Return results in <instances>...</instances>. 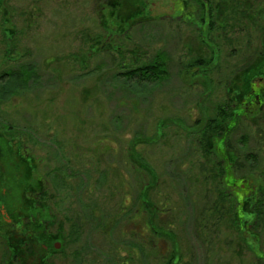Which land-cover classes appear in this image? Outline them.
<instances>
[{
	"label": "rangeland",
	"instance_id": "374dc122",
	"mask_svg": "<svg viewBox=\"0 0 264 264\" xmlns=\"http://www.w3.org/2000/svg\"><path fill=\"white\" fill-rule=\"evenodd\" d=\"M190 1L154 18L131 0H0V74L34 65L40 77L0 100V153L9 141L37 163L60 244L49 264H170L176 248L150 231L141 190L152 177L136 161L156 173L148 198L154 223L175 235L177 264H264V196L252 228L257 252L232 223L242 210L221 198L220 158L213 144L205 153L198 133L231 105L242 115L229 133L235 177L264 186V97L244 106L255 80L247 71L264 51V0H205L210 31ZM163 52L168 78L159 86L136 92L117 77ZM197 59L208 62L204 71L189 67ZM8 254L0 235V264H11Z\"/></svg>",
	"mask_w": 264,
	"mask_h": 264
},
{
	"label": "trees",
	"instance_id": "16d2710c",
	"mask_svg": "<svg viewBox=\"0 0 264 264\" xmlns=\"http://www.w3.org/2000/svg\"><path fill=\"white\" fill-rule=\"evenodd\" d=\"M132 3L135 2V6L138 9H142L145 7L148 11V15L153 16L154 18H157L159 14L161 16L168 14L169 12H176L177 8H180L183 10L188 9L189 6H191L190 0H131ZM201 8V18L200 22L205 23L207 30L210 31L213 27V15H212V5L209 3V1L205 2V0H197ZM155 2V5L158 7L161 6L162 12L157 9H152L151 5ZM144 8V9H145ZM143 9V10H144ZM169 9V10H168ZM161 12V13H160ZM187 14V13H186ZM192 18L190 19L192 22L196 23V19L193 17L192 13H189ZM138 16V15H137ZM137 18V17H135ZM159 18V17H158ZM153 20V18H151ZM261 57L260 62L258 63L257 69H249L247 73L251 76L247 81L249 83L254 80L253 84L250 83V90L249 93L245 96V105L244 106H250V105H256V103H253L256 101L255 95H261L264 97V51H262L259 54ZM168 55L166 52L158 53L151 62L146 63L141 66H136L133 68H129L125 70L124 72L118 73L117 77L121 79L123 85H125L127 88H130L132 91H136L139 89L147 90L149 87H156L162 84L168 77V65H167ZM207 61L204 59H197L189 64V67H195L197 66L200 71H204V64L207 65ZM197 74V73H196ZM248 75V76H249ZM40 80V77L37 73V69L34 65H26L25 67H22L17 70H7L0 74V100H3L5 98H9L13 95H16L20 92V90L28 89L31 82L38 83ZM251 80V81H250ZM255 85L258 86V91L255 93ZM239 86V85H238ZM254 87V88H253ZM137 92V91H136ZM241 100V99H240ZM239 100V101H240ZM264 100V98H263ZM257 102V101H256ZM227 107V108H226ZM231 105H220L217 107V115L213 118L205 117L203 126L200 128V131L198 132L200 135V140L202 141V146L204 148V151L206 154L211 155L212 151L209 149L210 144H213V150L214 153H216L220 160L216 163V168L218 170V173L216 174L217 178L219 179V184L223 186V189H221V198L225 199L228 196L232 197V200L235 202V205L237 208L241 209L240 211V218L237 217L235 220L232 219V223L236 226L240 231V235L248 234L247 237L250 238V242H252L249 246V248L253 251H259V245L256 244V237L257 233L252 231V228L255 230L256 225L259 221V216L261 213V209L259 207V203L261 198L264 196V186L260 185V183L255 182L251 178V175L249 177L244 178H236L235 177V171L237 170V167L240 165L239 162V156L235 154V152L231 149L230 143H229V133L232 128H234V122L238 120L240 114L234 113L233 116V108H231ZM232 109V110H231ZM231 110V113L229 112ZM228 112L231 114L229 115ZM246 112V109L243 111ZM233 121V122H232ZM231 122V123H230ZM230 123V124H229ZM233 123V125H231ZM165 123H160V128ZM230 127V128H229ZM162 130V128L160 129ZM218 133H222V136L218 135ZM219 136V137H218ZM16 138V137H14ZM14 140V139H13ZM137 141H140L139 138L136 139ZM150 140V139H149ZM147 140V141H149ZM142 142V141H140ZM4 144V150L2 153H0V159L7 158L8 156H11L10 154L12 152H22L20 145L16 147V149L13 148V145L9 141L3 142ZM138 143V142H137ZM23 150V149H22ZM8 153H10L8 155ZM136 155V154H134ZM135 157V156H134ZM249 161H255L256 158L253 154H249L248 156ZM25 164L24 166V173L22 172V175H24V179L22 180V187L20 190L21 192V198L20 201L22 204H24L25 213L28 212V215L37 216L36 213H33L34 204L32 202V195L27 197L28 190L30 187V194H32V191L34 190V186L36 185L33 179L39 180V190L41 192V207H40V230H39V238L32 240L29 235H19L18 239L15 241H11L9 243V246L14 248V256L10 260L11 264H49L47 261L48 258L55 253V248L53 247V244L51 245L49 242L54 243L57 239V235L55 238H49L50 235H47V229L46 226L50 224L51 222V216L50 213V207L47 204V192L44 190L43 187V181L38 176V173L35 172L34 168H28V164L33 162V157L30 159L24 160ZM139 163V168H141L144 171L149 172V175L152 177V183H149V188L144 187L141 190V206L142 208H149L152 216L150 219V224L152 226V232H154L156 235H160L163 237H167L170 241L173 242L175 245V253L173 255V260L170 262V264H177L180 261V255L178 252V245L176 244V238L173 233H168L166 230L157 227V225L154 223V218L156 217V208H154V205L152 201L148 198L149 190L154 188L157 184V176L154 170L150 168L148 165L144 163H140L139 161H136ZM32 171V172H31ZM0 179L3 180L4 171L0 170ZM230 175V176H229ZM234 177H233V176ZM20 178L19 175H16V179ZM230 178V179H229ZM235 178V179H234ZM0 180V202L3 201V191L2 188L5 186L8 188V184H5L3 181V184L1 185ZM251 185L250 194L247 192L248 185ZM234 187V192L232 191L231 187ZM10 191L13 190L12 187L9 186ZM226 189H230V192L227 193ZM226 192V193H225ZM226 194V195H225ZM247 202L250 204L248 207L246 204ZM245 210V211H243ZM244 213V214H243ZM35 214V215H34ZM237 216V215H236ZM242 216V218H241ZM1 217V212H0ZM50 217V218H49ZM17 221H19L18 217L16 218ZM16 221V222H17ZM240 221V223H239ZM31 224L28 226V230L34 232V224L33 222H30ZM244 225V230L240 228V225ZM38 227V226H37ZM250 231V232H248ZM15 243L14 245H12ZM44 243L49 245L51 247V253H46ZM25 248L26 252L25 254H19V250ZM19 258V259H18Z\"/></svg>",
	"mask_w": 264,
	"mask_h": 264
},
{
	"label": "flooded vegetation",
	"instance_id": "af4514ba",
	"mask_svg": "<svg viewBox=\"0 0 264 264\" xmlns=\"http://www.w3.org/2000/svg\"><path fill=\"white\" fill-rule=\"evenodd\" d=\"M262 95V94H261ZM261 95H257V99H260ZM20 141H22L20 139ZM21 149H23L22 152H12L11 154L8 153V155L10 154L11 156H8L7 158H10V162H7L8 164H11L13 166L14 169H12V172H9L7 170V164L6 161L4 160L5 164L3 165V162L0 163V168H2V170L4 171V176H3V180H1V185L3 184V181L5 184H8V188L7 187H3L2 191H3V201L0 202V212H1V217H0V235H2V237L5 240V244L7 245V251H8V256H10V260L13 258L15 252H14V248L9 246V243L11 241H15L16 239H18L19 235H29L30 238L32 240L34 239H38L39 238V230H40V207H41V192L39 190V180L38 179H33L35 182V186H34V190L32 191V194H30V187H29V192L27 194V197H29L30 195H32V202L34 204V208L35 210H33V213H36L37 216H30L28 215V212L25 213V209H24V204L21 203L20 198H21V192L19 189H21L22 187V180L24 179V175H22V172L24 173V160L25 159H30L32 157H30L28 154H26V152H24V148L22 147ZM6 158V159H7ZM0 160H3L2 158ZM2 165V166H1ZM34 168L35 167V172L38 173L37 170V163L35 162V159L33 157V162L28 164V168ZM1 170V173H2ZM32 172V171H31ZM19 175L20 178L16 179V175ZM1 175V174H0ZM13 175V177H12ZM16 180V181H15ZM15 182V183H14ZM9 186L13 188L12 191H10ZM16 188V190H14ZM45 190V189H44ZM16 193H14V192ZM49 205V204H48ZM50 207V213L52 214V210H51V206ZM35 215V214H34ZM51 216V223L48 224L46 226L47 229V235H50L49 238H51V235L53 236L52 238H55L56 235H54L52 233V231L50 230V226L53 225L55 218H53V215ZM152 213L150 215V219H151ZM18 217L19 221L16 220V218ZM50 218V217H49ZM17 221V222H16ZM30 222H33L34 224V232L31 233V231L28 230V226L31 224ZM150 223V222H149ZM38 226V227H37ZM150 231H152V226L150 224ZM51 245L53 244L54 248H57L58 243H53L49 242ZM15 243H13L12 245H14ZM56 244V245H55ZM44 247L46 250V253L50 252L51 253V247L47 244L44 243ZM19 254H25L26 249L22 248L19 250ZM54 255V253L48 258V262L50 261L51 257ZM19 259V258H18Z\"/></svg>",
	"mask_w": 264,
	"mask_h": 264
},
{
	"label": "water",
	"instance_id": "95a60500",
	"mask_svg": "<svg viewBox=\"0 0 264 264\" xmlns=\"http://www.w3.org/2000/svg\"><path fill=\"white\" fill-rule=\"evenodd\" d=\"M59 246V245H58Z\"/></svg>",
	"mask_w": 264,
	"mask_h": 264
}]
</instances>
